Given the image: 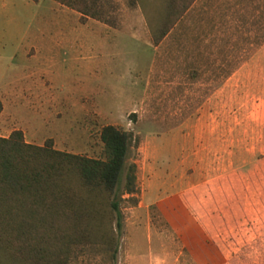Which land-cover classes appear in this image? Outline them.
I'll list each match as a JSON object with an SVG mask.
<instances>
[{
  "label": "rangeland",
  "instance_id": "1",
  "mask_svg": "<svg viewBox=\"0 0 264 264\" xmlns=\"http://www.w3.org/2000/svg\"><path fill=\"white\" fill-rule=\"evenodd\" d=\"M102 1L109 24L33 21L23 0L15 20L1 17L0 93L8 106L1 133L18 128L36 144L52 139L57 149L89 156L100 155L105 125L132 133L139 203L124 208L116 264H264V0H244L237 16L191 11L165 36L171 0ZM31 44L41 52L28 63ZM190 76L195 108L222 88L232 111L222 125L232 146L225 156L196 135L198 173L186 161ZM80 260L109 264L102 253Z\"/></svg>",
  "mask_w": 264,
  "mask_h": 264
},
{
  "label": "trees",
  "instance_id": "2",
  "mask_svg": "<svg viewBox=\"0 0 264 264\" xmlns=\"http://www.w3.org/2000/svg\"><path fill=\"white\" fill-rule=\"evenodd\" d=\"M56 1L80 11L82 22L109 24L102 0ZM194 1L171 0L162 36ZM100 139V155L89 156L57 149L52 139L28 142L21 129L0 136V264H79L87 252L117 263L124 208L138 202L137 164L131 132L109 124Z\"/></svg>",
  "mask_w": 264,
  "mask_h": 264
},
{
  "label": "crops",
  "instance_id": "3",
  "mask_svg": "<svg viewBox=\"0 0 264 264\" xmlns=\"http://www.w3.org/2000/svg\"><path fill=\"white\" fill-rule=\"evenodd\" d=\"M25 4V9L27 11L25 16H32V20L36 21L39 16H62V17H68V16H74V20L77 22L79 21L80 25H83V22L81 21L82 13L76 9L70 8L56 0H39L38 2H35L34 0H23ZM244 0H195L191 6H189L188 10L185 12V15H188L191 11L194 12V16H237L238 11H240L242 8H239V10L236 13V10L234 7L241 6L243 4ZM254 3L257 2L254 0ZM19 0H0V43L1 39L3 38V29L1 26V17L6 16L8 21L11 22L17 18L19 15ZM45 4L48 7V10H43L42 13L41 5ZM32 23V22H31ZM29 23L28 28H34V24ZM43 25V24H42ZM40 26V24L38 25ZM40 34H42V37H44V28H40L37 30ZM35 33V32H34ZM36 34V33H35ZM40 46V47H39ZM34 46L31 44V51L27 52L25 54V59L28 63L35 62V60L38 59V53L41 51V45ZM78 46L81 49L82 48V42H78ZM74 47L77 49V41L74 42ZM4 52H6L3 47L0 45V68L2 66V63L5 59V56L3 55ZM11 59V57H10ZM228 78H224L223 80H227ZM186 96L187 99L190 100V103L187 104V119H186V141L188 148H191L190 154L188 153L186 161H189V163L198 171H195L194 173L201 172V163L204 159L202 158H196L195 157V148H196V135H202L204 138V141L200 144L204 148L208 149H218L219 151H223L224 156L226 155V152L229 147H232L230 144H227V131L226 128L222 125H225V119L227 115L231 114V110H228L226 108V105L222 104V93L224 89L217 88L212 94H209L205 99L202 105L198 106L197 108L194 107L193 101H194V85L195 81L194 78L190 76L186 79ZM222 80V81H223ZM223 81V82H224ZM225 84V83H224ZM147 92V91H146ZM33 94H27L23 96V99H31L29 96H32ZM22 99V100H23ZM0 100L3 104V109L0 112V119L4 115L5 111L7 110V98L5 97V94L0 93ZM49 100V99H48ZM51 100V99H50ZM12 103L10 102V105ZM213 104V105H212ZM9 105V108H10ZM234 112V111H233ZM210 117H219V123H216L214 121H210L208 123L207 119ZM222 118V121H221ZM18 129V128H17ZM24 131V130H23ZM176 133H183L182 126H178L176 130L174 129ZM2 130H0V136L7 137L10 135L12 130L9 134L5 135L1 133ZM26 131H24L25 133ZM25 139L28 142L35 143L31 138L28 137V135L25 133ZM223 156V157H224ZM221 158V157H220ZM202 159V160H200ZM198 160L200 162H198ZM220 162V160H219ZM206 165V164H205ZM197 166H200V168H197ZM203 168V167H202ZM204 169V168H203ZM138 184V183H137ZM139 187H138V193L135 194L137 199H139ZM139 202H137L138 204ZM135 204V205H137ZM196 225V224H195Z\"/></svg>",
  "mask_w": 264,
  "mask_h": 264
}]
</instances>
